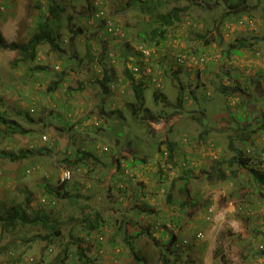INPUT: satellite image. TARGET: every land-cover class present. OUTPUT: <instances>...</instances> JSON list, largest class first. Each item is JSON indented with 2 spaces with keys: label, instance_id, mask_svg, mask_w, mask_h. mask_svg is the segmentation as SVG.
I'll list each match as a JSON object with an SVG mask.
<instances>
[{
  "label": "rangeland",
  "instance_id": "obj_1",
  "mask_svg": "<svg viewBox=\"0 0 264 264\" xmlns=\"http://www.w3.org/2000/svg\"><path fill=\"white\" fill-rule=\"evenodd\" d=\"M128 1L0 0V35L19 44L52 18L51 6H64L60 21L52 22L59 48L44 42L35 58H24L0 45V216L21 205L29 218L48 214L62 234L51 237L50 224L11 227L0 220V264H55L64 248L68 264L86 263L79 248L89 264H138L131 242L146 264H223L218 251L231 264H264V187L249 181L247 169L233 178L238 165L230 163L235 152L228 148L235 134L228 125L254 127L241 147L251 166L264 169V0H249L253 10L230 17L216 0H161L160 12L174 6L183 12L154 36L155 17L141 0ZM222 16L229 24L210 48L206 41ZM236 37L252 44L228 52ZM125 67L146 83L150 110L137 121ZM60 74L64 81L50 91ZM108 75L113 81H105L106 89L101 82ZM235 78L249 93L219 91L221 80L232 87ZM214 117L225 122L224 132L202 142V124L215 125ZM13 121L25 132L10 133ZM168 140L177 161L169 157ZM85 150L99 159L78 160ZM3 151L28 156L11 160ZM218 163L228 176L210 181L207 173L216 174ZM183 168L192 172L189 194L180 189ZM66 169L72 176L63 186ZM85 213L92 220L100 214L94 229Z\"/></svg>",
  "mask_w": 264,
  "mask_h": 264
},
{
  "label": "trees",
  "instance_id": "obj_2",
  "mask_svg": "<svg viewBox=\"0 0 264 264\" xmlns=\"http://www.w3.org/2000/svg\"><path fill=\"white\" fill-rule=\"evenodd\" d=\"M161 0H141V9L148 13L149 15H152L155 17V25L154 27L151 29V32L153 33L152 36L155 35V33L159 32V33H163L164 32V28L165 26L168 25H172L174 24V22L176 21H180V16L181 13L183 12L182 8H180L179 6H174L172 8H170L168 11L166 12H160L159 10H157V7L159 6V2ZM216 0V3H220V4H226V6L230 9L227 10L226 13H228L226 15V17H230L233 14H237L238 12H242V11H249L250 9L253 10L255 7V4H251L249 0ZM134 0H130L127 2L128 6H131L132 4H134ZM62 9H64V6H62V8L58 7V5H54L51 6V9L49 10L50 15L52 16V18L47 17L44 21L40 22L38 24V32L34 33L32 35V37L29 39V41L27 43H23V44H19L16 42H7L2 35H0V45H2L5 48H10V49H16L19 53L23 54L24 58H35L36 52L38 51V46L41 43L44 42H48L51 44L52 48L57 49L59 48V43L56 39V34H55V29L53 28L52 22H59L60 21V14L62 13ZM182 11V12H181ZM225 22H224V20ZM228 18H224V16H222L221 19L218 20V23L216 25V27L213 30V34L214 37L212 36L210 40L206 41L207 45L210 46V48H212L213 46L211 45V43H213L216 38L218 36H220V27L221 28H226V25L229 24L227 22ZM223 21V23H222ZM200 36V35H198ZM248 39L246 37H236L232 42H230L228 44V52L231 53H235V54H240L241 49L246 48L249 46ZM207 47V46H206ZM124 72H126V75L128 77V79L131 81V86L133 89V95H134V101L132 103H130L128 106L130 107V114L134 117H136L141 111L145 113V116L148 115L149 113V107H147L145 105L146 100H145V96H144V89L146 86V83L144 82L143 79L138 80V82L136 81L135 77L132 75V73L129 71L128 68H124ZM63 74V73H62ZM60 74V77L58 80L53 81L49 86L48 89L50 91L56 90L58 88V86L61 84V82L64 81V76ZM228 76L231 79V74L230 71L227 72ZM113 79L112 76L108 75L105 76L104 79L102 80V84L104 85L105 81L109 82ZM232 80V79H231ZM113 81V80H112ZM226 82V81H225ZM223 82V80H221V86L219 89L220 92L225 93L228 91V95L233 94V92H235L236 90H243L245 92L246 89H244L243 87L240 86V81L238 78H235V83L236 85H233L232 87H228V85H226L227 83ZM259 84V83H258ZM261 84H259L260 86ZM236 86V87H235ZM105 87V85H104ZM107 89V87H105ZM221 89V90H220ZM183 92H181V94L178 97V104L182 105L183 101H184V97L182 95ZM249 93V92H247ZM246 93V94H247ZM160 96L161 98H163L164 101H167V98L165 96H161L160 93L156 94V98ZM195 97V95H194ZM248 102L252 105V101L248 100ZM222 111V110H221ZM220 113V112H219ZM203 114V112H202ZM224 114V111L223 113ZM230 114V113H229ZM151 118H154L152 115H150ZM216 117V116H215ZM214 117V120H216ZM135 121L136 118H134ZM198 119L201 121V118L198 117ZM154 120H156L154 118ZM156 122L159 124L161 122V120H156ZM218 122V123H217ZM13 123L12 125H8V131H10V133H15L17 131H21V132H25L24 129H22L20 127V125L16 122H10ZM225 122L222 121H217L216 120V124L215 125H207L205 123L202 124V126L204 125L203 130L201 131V138L200 135L198 138H200L199 140H201L202 142L205 141V136H209L211 134V132H215L217 131V133H222L224 132L223 129H221V125H223ZM158 126H161L160 124ZM228 127L232 128L235 132V134L233 136H229L230 138V144L228 146L229 149H231L232 151L235 152V154L233 155L232 159H230V163H234V161L237 162V171L233 170V178L238 180V171L239 169H243V170H248L247 174H249V181H251V183H253L254 186L257 187H264V169L261 167L259 169H256L255 167L251 166V157L245 155L247 153H245L246 151L243 150V148L241 147V145L243 143H247V141L249 140L250 136L252 135V129L254 127H249L248 125L244 126V127H237V126H233V124L228 125ZM168 128L167 126H165V129ZM261 129L264 130V123L261 124L260 126ZM200 132V131H199ZM166 138V137H165ZM237 142V144L235 143ZM168 146H167V150L169 153V157L173 160H176V155H175V150H176V146L173 143L172 140H168L167 141ZM159 149L161 150L160 146ZM137 150H141V147ZM187 151V149H185ZM183 151L181 154H179V156H185L186 155V151ZM158 151V149H157ZM138 152V151H137ZM2 154L4 155V157H7L11 160H17L20 158H24L26 156H28L26 151H21L20 153H14V152H7V151H3ZM79 154V159H84V158H97L96 160L99 159V157H96L95 155H93V153H91V151L85 150V151H78ZM131 154V153H130ZM134 154V153H132ZM140 154L141 153H137ZM146 155V154H143ZM143 157V161L142 162H146L144 160V158L146 156H142ZM135 159H133L134 161ZM186 163V162H185ZM143 166H145V163H143ZM212 169H215L214 171H216V174L213 172L207 173V177L210 181H215V180H224L226 178V176H228L223 168L222 163H218L213 165ZM138 171L143 172L142 169H140L139 167L137 168ZM251 170V171H250ZM184 173L179 177L182 182L183 185L180 187L181 191H186L187 194H189V184L190 181L193 177H190L192 174L191 171L186 170L183 168ZM68 179H65L62 181L63 186L66 184V181ZM188 186V187H187ZM57 192H59L57 190ZM264 193L262 192V195ZM168 198H172L171 193L168 196ZM26 202L27 205H30L31 202V198L30 196H26ZM187 203L182 202L183 206H186ZM100 214L96 213L94 219L96 218L95 221H93L92 219H90V215L88 213H85L83 215V220H89L90 219V225H89V229H94L98 224H99V218H100ZM0 220L2 221L3 225L6 224L11 227H14L16 224H26L28 222H41L44 223L45 225L50 224V226L52 227L53 231L51 233V237L56 238L58 236H60L62 234V226L61 224L56 220H52L50 219L49 215L44 213V212H39L37 213L34 217L29 218L27 210L25 208H23L21 205H15L11 208H9L7 210V212L3 215L0 216ZM175 240V237L173 236L171 239V242H173ZM51 241V240H50ZM176 241V240H175ZM82 248V247H81ZM131 251H133L134 256L138 262V264H146V257H142L139 255L140 251L135 250V244L133 242H131L130 245ZM69 250L67 248H64L63 251V255H61L60 259L57 261V263L55 264H68L66 263V260L69 257ZM78 255L79 258H85L86 263L85 264H89L90 263V258L86 255V253L83 250H80V248L78 249ZM218 256H221V260L223 261V264H231V260L227 258V256L222 252V251H218L217 253ZM164 262H168L169 260L167 258L163 259Z\"/></svg>",
  "mask_w": 264,
  "mask_h": 264
},
{
  "label": "clouds",
  "instance_id": "obj_3",
  "mask_svg": "<svg viewBox=\"0 0 264 264\" xmlns=\"http://www.w3.org/2000/svg\"><path fill=\"white\" fill-rule=\"evenodd\" d=\"M264 152V151H263ZM262 158V160H264V153H263V156L261 157ZM67 170H69V169H66V170H64V172L65 171H67ZM70 171V170H69ZM71 172V171H70ZM71 176H72V173H71ZM71 176L69 177V178H64V179H62V180H65V179H70L71 178ZM63 177V176H62ZM173 229L172 230H174L175 232H177V228L176 227H172ZM201 232V231H200ZM199 232V233H200ZM198 233V234H199ZM202 233V232H201ZM176 234H174L173 236H175ZM177 236V235H176ZM199 236H202V234L201 235H199ZM185 239V238H184ZM186 240V239H185ZM259 249L260 250H264V243H261L260 245H259Z\"/></svg>",
  "mask_w": 264,
  "mask_h": 264
},
{
  "label": "built area",
  "instance_id": "obj_4",
  "mask_svg": "<svg viewBox=\"0 0 264 264\" xmlns=\"http://www.w3.org/2000/svg\"><path fill=\"white\" fill-rule=\"evenodd\" d=\"M71 176V172L69 171V170H67V171H65V173H64V175H63V177H62V179H64V178H69ZM202 233L200 232L199 233V235H201Z\"/></svg>",
  "mask_w": 264,
  "mask_h": 264
}]
</instances>
